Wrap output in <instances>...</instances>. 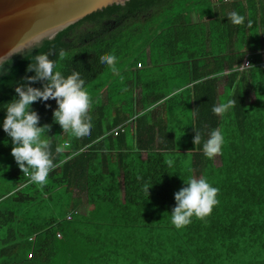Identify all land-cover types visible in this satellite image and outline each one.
Listing matches in <instances>:
<instances>
[{"label": "trees", "instance_id": "16d2710c", "mask_svg": "<svg viewBox=\"0 0 264 264\" xmlns=\"http://www.w3.org/2000/svg\"><path fill=\"white\" fill-rule=\"evenodd\" d=\"M239 5L238 0H127L87 14L1 62L0 104L18 98L16 86L29 83L23 78L34 75L28 65L36 54L47 53L65 75L79 72L92 100V127L72 136L53 121L54 99L32 103L39 125L50 126L45 135L59 162L43 188L21 172L11 138L0 128V264H101L117 252L139 253L142 264H264V67L256 58V0H246L244 8L254 41L246 40L242 51L232 48L236 29L228 9ZM60 50L66 53L62 61ZM109 53L117 57L116 73L99 63ZM246 56L249 72L239 77ZM146 62L153 70L143 69ZM138 86L142 108L156 105L164 117L150 122L147 111L136 129L145 122L164 132L157 145L143 146L137 139L131 149L126 127ZM228 100L230 110L214 113ZM4 116L0 110V124ZM119 125L125 130L114 135ZM214 129L224 137L219 165L203 154ZM144 149L147 160L140 167L135 154ZM190 177H204L216 187L218 203L203 220L193 218L177 229L169 214L173 194ZM61 190L67 195L76 190L74 198L57 203ZM84 203L101 214H82ZM79 242L85 249L64 257Z\"/></svg>", "mask_w": 264, "mask_h": 264}, {"label": "clouds", "instance_id": "9594fccd", "mask_svg": "<svg viewBox=\"0 0 264 264\" xmlns=\"http://www.w3.org/2000/svg\"><path fill=\"white\" fill-rule=\"evenodd\" d=\"M235 22H243V17L236 16ZM32 49L28 50L30 53ZM66 53L60 50L58 59L64 60ZM102 66H107L112 72H118L116 67L117 57L109 53L99 58ZM0 63V71L4 68ZM28 70L34 75L23 78L29 83L16 86L18 98L0 104V110L5 116L0 128L11 138L13 145L11 154L21 172L27 175L36 186L43 188L49 173L54 170L59 162L53 160L50 142L45 135L49 125H39V116L31 105L36 101L54 99L57 107L52 111L53 121L58 123L63 132L72 136L86 135L92 127L90 111L92 108L91 97L85 87V80L81 74L73 70L65 75L58 69L57 61L49 58L47 53L36 54L28 65ZM44 81L42 88L32 87L31 83ZM47 106V105H46ZM233 106L231 100L214 107L217 114H225ZM201 142V136L196 131L193 137L194 145ZM224 137L220 130H211L203 143V154L212 159L222 151ZM57 152L61 149L57 148ZM171 164V161H169ZM184 185L174 196L175 204L171 209L172 225L181 229L190 224L193 218L203 220L209 216L213 207L218 203V189L211 185L204 177H190L184 180Z\"/></svg>", "mask_w": 264, "mask_h": 264}, {"label": "water", "instance_id": "95a60500", "mask_svg": "<svg viewBox=\"0 0 264 264\" xmlns=\"http://www.w3.org/2000/svg\"><path fill=\"white\" fill-rule=\"evenodd\" d=\"M127 0H0V63L80 20Z\"/></svg>", "mask_w": 264, "mask_h": 264}, {"label": "crops", "instance_id": "0c3cea01", "mask_svg": "<svg viewBox=\"0 0 264 264\" xmlns=\"http://www.w3.org/2000/svg\"><path fill=\"white\" fill-rule=\"evenodd\" d=\"M233 1H237V0H231V2H233ZM238 1L240 2L239 7L237 6V9H235L231 6V7H229L228 12L232 15L233 23H235L234 28L236 29L235 30L236 32L233 35L234 38H233L232 48L234 50L242 51L246 48V43H247L246 40L250 39V40L254 41V37L252 36V32L250 30V24L248 22L249 21L248 10L244 9L246 7V0H238ZM256 2H257V8H258V16H256V18H257L256 21H257V25H258V29H257V33H256L257 34L256 45L259 46V48L257 49L258 52H257L256 58L258 59V64L264 67V46L260 47V44L264 38V0H256ZM233 13H235L236 16H238V17H243V22H241V23L235 22V17L233 16ZM194 19H195V16H193V18H192L193 22H195ZM261 21L263 23V29L261 28V26H262ZM220 48L222 49L223 52L228 50V42L224 41L221 44ZM147 62H150V61H147ZM147 62L145 65H143V69H145L147 71L153 70V68L151 66H148ZM241 64H240V66H241ZM239 67H238V69H239ZM249 68L250 67L239 69V71H240L239 77L243 73L245 75H247L249 72ZM224 90H225L224 74H221L218 76V94L220 95V97L224 94ZM135 93H136V101H135L136 108H135V111L132 112L131 115H129L131 119L128 120L127 127H126V132H127L126 137H127L128 145H129V147H131V149H133L134 148V142L137 141V139L143 141V146H147V145H151V144L157 145V143L160 140L159 136H160L161 132H164V130L161 127L159 128L158 126L151 127L149 125H146L145 122L141 123V125H139L138 128L136 129L135 122L137 121V119L140 116L145 115L146 112L148 111V114H150V115H147V116L149 118H151L150 122H159L160 123V121L164 117L162 109L160 107H156V105H154V107L151 106L150 108H142L141 102H140L141 88L139 86L136 87ZM247 98L250 99V101L254 100L255 95H254L253 91L250 93V95ZM152 109H154V111H152ZM185 138H189V135H188V137H187V135H184V140H185ZM157 140H158V142H157ZM167 140L169 142L170 140H172V138L170 136H165V141H167ZM184 140L182 139L181 142H183ZM152 141H154V143ZM146 150L147 149L138 151L135 154L136 164L139 165L140 167H145V163H146L145 161L147 160V151ZM82 201L84 202V198H82ZM83 209L89 210V212L85 213V211L83 210L82 214L89 215L90 212H92L93 205H87L86 203H84ZM74 248H76V247L74 246ZM84 249H85V247L81 246L77 250H84ZM73 256H74V253H73ZM140 258L141 257H140L139 253H136V254H129L128 253L127 255H124L122 252H121V254L117 252L116 254L114 253L111 256V258L108 259L105 263H101V264H142V262L140 261Z\"/></svg>", "mask_w": 264, "mask_h": 264}, {"label": "rangeland", "instance_id": "374dc122", "mask_svg": "<svg viewBox=\"0 0 264 264\" xmlns=\"http://www.w3.org/2000/svg\"><path fill=\"white\" fill-rule=\"evenodd\" d=\"M98 81H104V79H98ZM92 91H94V89H92ZM124 94H125V93H124ZM249 100H250V99H249ZM180 145H182V144L180 143ZM63 146H64V145H63ZM214 163H215L216 165H219L220 160H219V156H218V155H216V156L214 157ZM62 191H63V190H61L59 194L56 193L55 200L58 199L57 203L60 202V200L62 199V197H63V198H68V197H69V200L71 199V196H73V198H74V196H75V192H76V190H74V191H72V194H71V195H67V194H62ZM61 195H62V196H61ZM84 211H85V213L89 212V210H86V209H84ZM92 212H96V213L98 214V216H99V214H101V213L99 212V210H97V209L93 210ZM102 220H104V219H102ZM83 244H84L83 242H79V243L72 244L71 247H70V250L68 249V251L63 252L64 257H70V256H71V252L74 250V246H75L77 249H79L81 246H83Z\"/></svg>", "mask_w": 264, "mask_h": 264}, {"label": "built area", "instance_id": "2783aa9c", "mask_svg": "<svg viewBox=\"0 0 264 264\" xmlns=\"http://www.w3.org/2000/svg\"><path fill=\"white\" fill-rule=\"evenodd\" d=\"M224 1L227 2V1H229V0H224ZM138 66H141L140 63H138ZM249 66H250V61H249V59L246 57V58L243 60V62H242V64H241V66L239 67V69L247 68V67H249ZM123 130H125V127H123V125H119V126H117V127L113 130V134H114V135H117V134H119V132H122ZM63 145H64V146H68V145H69L68 141L63 142ZM68 218H69V217H68ZM57 236H60V234L58 233Z\"/></svg>", "mask_w": 264, "mask_h": 264}]
</instances>
